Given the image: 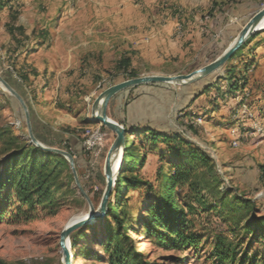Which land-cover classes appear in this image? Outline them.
Listing matches in <instances>:
<instances>
[{
	"label": "rangeland",
	"instance_id": "374dc122",
	"mask_svg": "<svg viewBox=\"0 0 264 264\" xmlns=\"http://www.w3.org/2000/svg\"><path fill=\"white\" fill-rule=\"evenodd\" d=\"M8 1L4 0L8 3L5 8L0 9L1 76L12 78L22 86L19 76H25L26 87L23 86V90L28 101V95H30L35 105L42 97L37 95L40 87L45 88L43 84L51 85L56 94L54 96L56 108L62 112L64 120H70L83 111L90 119V122H83L85 124L83 129L96 126L97 124L91 121L95 100L109 87L127 81L123 76L117 75L118 64L123 56H120V53L119 55L114 53L115 49L109 38L79 37L81 30H89L91 27V24L83 22L84 11L92 8L86 7L85 4L89 1L99 4L102 0ZM116 1L121 5L120 9L131 5L137 10L136 15L151 12L149 10L151 8L146 6L151 1L157 4V7L152 9V14L165 11L183 20L190 15L187 10L179 9L174 4L167 3L168 6L163 8V0H157V2L155 0ZM263 7L264 0H206L205 4L196 9L198 13L195 12L199 15L197 28H195V50L189 51L191 53L188 56L169 70L171 75H188L210 64L214 57L223 54L232 45L242 28ZM101 8L103 7L98 9L107 14L108 9ZM222 10L226 16H221ZM180 25L183 26L184 31V37L180 40L187 39L192 34L191 30L182 19ZM257 34L260 37L243 52L239 59L233 62L230 69V72L238 71L236 76L246 80L248 97L244 98V95L239 92L235 95L228 94V81L224 80L219 83V87L209 92V97L215 98V101H211L210 108H212L206 113L194 114L188 108L178 111L179 106H175L169 114V119L172 123L170 133L178 132L188 142L209 154L215 161L216 170L222 176L225 185L232 187L239 195L255 201L259 215L264 216V29ZM71 35L75 37L68 39ZM42 42L44 47L35 53L37 44ZM78 44H82L88 53L75 58L72 66L69 67L70 61L64 54V48ZM250 60L253 66L248 69L247 62ZM192 65L193 67L190 68ZM132 70L137 72L139 77L152 75L151 70L146 66H138L137 69L132 68ZM230 72L227 74L230 75ZM215 80L219 82L221 79ZM101 86L104 88L101 89ZM171 86L177 90L183 87ZM220 88H224V91ZM213 102L216 105H213ZM243 103L248 105L252 119L237 115ZM149 107L156 108L153 105ZM213 112L216 113L213 114ZM108 115L111 119L123 117L122 114H116L114 110H109ZM199 118L202 119V124L195 125V120ZM8 124L14 126L12 134L29 139L20 104L0 88V128ZM56 128L66 134L72 133V127L68 123ZM83 129L80 131L83 132ZM258 129L261 130L260 133L256 132ZM233 130L239 132L242 138L238 148L232 146L231 132ZM110 134L106 154L97 166V176L89 168L88 154L83 152L86 161L84 167L79 166L75 159L79 180L96 209L100 207L106 189V157L115 140V135L111 132ZM147 138L143 131L137 136L128 138L126 154L130 152L135 139L134 153L139 160L145 157L147 163L144 167H137L127 177L136 178L157 189L158 173L162 168L164 171L167 170L172 153L167 145L151 143ZM59 145L49 147L62 149L72 154L67 144ZM1 154L0 147V159ZM162 154L165 156L164 164L159 160ZM118 176L119 174L115 176L116 181ZM63 180L75 191L71 200L61 201L51 209L42 210L41 207H37L35 211L30 210L28 216L10 210L0 221V264H63L59 246L62 230L74 218H83L89 214V205L76 188L70 166L69 170L65 171ZM261 193L263 195L257 198ZM154 199L155 194L146 185L126 191L123 195V201L128 206L125 212L135 220L138 216L145 214L144 207L149 200ZM209 201L211 202L212 199L210 198ZM25 211H29L28 207H25ZM190 219L194 223V232L201 238H205L199 250L164 251L158 249L144 236L133 234L137 242V250L151 262L159 264H215L211 259L213 230L220 232L226 228L208 214L190 217ZM102 222L103 220L89 226L92 230L86 232V236L77 248V253H74L71 248L72 264H101L90 257L86 258L82 252L83 250L100 252L94 243V237L95 234L101 236L103 233ZM245 247H248V243ZM251 251L254 255L264 257V242L254 243Z\"/></svg>",
	"mask_w": 264,
	"mask_h": 264
},
{
	"label": "trees",
	"instance_id": "16d2710c",
	"mask_svg": "<svg viewBox=\"0 0 264 264\" xmlns=\"http://www.w3.org/2000/svg\"><path fill=\"white\" fill-rule=\"evenodd\" d=\"M8 2L0 0V9L5 8ZM259 37V34L251 37L219 70L226 71L225 78H220L219 82L206 87L195 100L219 87L223 80L228 81V94H243L248 86L246 80L236 76L238 71L230 72V69L233 62ZM43 45L44 42L37 44L38 47ZM221 55L214 57L213 61ZM247 64L248 69L253 66L251 60ZM118 65V76H123L125 80L139 77V74L132 70L130 58L123 57ZM229 72L230 75L227 74ZM19 77L25 86L26 77ZM4 79L27 103L34 134L40 141L35 132L34 116L23 86L12 78ZM102 88L104 86H101ZM220 90L222 91V88ZM13 129L14 126L10 124L0 128V221L10 210L28 216L30 210L35 211L37 207L42 210L51 209L61 201L71 200L75 193L63 180L65 171L69 170V163L65 158L33 146L30 139L12 134ZM126 130L131 133L127 135V140L141 133L138 127ZM143 132L151 143L167 145L172 153L168 168L166 171L163 168L159 171L157 189L136 178H128V174L147 163L145 157L139 160L134 153L135 139L133 140L130 152H125L124 166L119 171L109 200L108 213L102 222L103 233L101 236L95 234L94 237V243L100 252L83 250V255L101 264H159L151 262L137 250L133 234L144 236L164 251L199 250L205 238L194 232V223L190 217L208 214L226 228L220 232L213 230L211 259L215 264H264V257L254 255L251 251L254 243L264 242V216L259 215L255 201L239 195L232 187H227L216 170L213 158L188 142L178 132H160L153 126H148ZM159 160L164 164V154L159 156ZM141 185L148 186L155 194V199L148 201L143 209L144 215L133 220L125 212L128 206L123 201V195ZM25 207H28V212ZM89 230H92V227L81 228L71 235V248L74 253H77L78 246ZM99 238L101 240H98ZM247 243L248 247H245Z\"/></svg>",
	"mask_w": 264,
	"mask_h": 264
},
{
	"label": "crops",
	"instance_id": "0c3cea01",
	"mask_svg": "<svg viewBox=\"0 0 264 264\" xmlns=\"http://www.w3.org/2000/svg\"><path fill=\"white\" fill-rule=\"evenodd\" d=\"M155 1L157 2V0ZM167 3L187 10L190 15L183 20V18L169 15L165 11L152 14V9L157 7V4H153L152 1L146 5L147 8H151L149 9L151 12L147 11L146 14L137 15L135 14L137 10L131 5L120 9L121 5L116 0H102L99 4L89 1L85 6L92 8L84 11L83 22L91 24V27L89 30H81L79 37L83 39L109 38L113 49H115L114 53H118V55L120 53V56L130 58L133 69H137L138 66H146L149 67L152 75L172 76L169 70L188 56L191 53L189 51L195 50V28H197L199 19L196 9L205 4L206 0H163V8L168 6ZM98 6L107 8V14L99 10ZM220 14L226 16L224 13ZM181 19L187 23L192 33L184 40H180L181 38L177 36V27ZM74 37L75 35H71L68 39ZM42 47H38L35 53ZM84 49L82 44L64 48V54L70 61L69 67L72 66L75 58L88 53ZM213 75V77L209 76L194 84L183 86L179 90L168 84H150L125 90L111 100L108 112L114 110L116 114H122L121 119L119 117L112 118L126 129L138 127L139 131H144L148 126H153L157 127L160 132L170 133L172 123L169 114L175 106H179L178 111L188 108L194 114L206 113L212 108H210V103L215 101V98L209 97V93L197 100L194 99L206 87L215 84V79L225 78L226 71L216 72ZM43 86L45 88L40 87L37 94L42 95L41 99L37 100V105L28 95L37 137L47 146L67 144L79 166L84 167L86 161L83 155L82 137L79 138L82 133L80 130L85 125L83 122H90L89 117L81 111L72 119L64 120L62 112L56 108L54 102L56 94L52 90V86L48 84H43ZM44 93L45 95H43ZM149 105L156 106V108L149 107ZM213 105L216 103L213 102ZM215 113L213 112V114ZM64 123H68L72 127V133L66 134L56 128Z\"/></svg>",
	"mask_w": 264,
	"mask_h": 264
},
{
	"label": "water",
	"instance_id": "95a60500",
	"mask_svg": "<svg viewBox=\"0 0 264 264\" xmlns=\"http://www.w3.org/2000/svg\"><path fill=\"white\" fill-rule=\"evenodd\" d=\"M264 22V7L258 11L249 22L242 28L236 40L232 43V45L215 61L212 63L188 74V75H178V76H159V75H148L142 76L135 79H130L124 81L122 83L113 85L102 92L99 97L95 100L92 112H91V121L96 124H101L108 131L115 135V140L112 143L105 163V179H106V189L104 191L102 201L100 207L96 209L92 203L91 198L83 188L77 171L75 158L69 152L49 147L40 142L33 131V125L31 120V114L29 107L23 97L1 76L0 74V88L6 91L11 97L17 100L20 104L23 113L25 122L28 129L29 139L33 146L48 152L62 156L69 163L71 168L76 188L80 192V194L84 197L89 205V214H87L81 220L71 224L66 225L62 230L60 235V250L63 256V264H72V255H71V235L85 227H89L94 225L97 222L104 220L108 213L109 200L112 196L113 190L115 188L114 174H119V170H114V165L119 160V152L121 153V157L123 153L126 151V143H127V130L126 128L119 124L118 122L111 119L108 115V109L111 100L118 95L119 93L150 84H168V85H178V86H187L199 82L212 74L218 72L222 67H224L227 62L244 46V44L254 35L261 31L260 26ZM122 160H124L122 158Z\"/></svg>",
	"mask_w": 264,
	"mask_h": 264
},
{
	"label": "built area",
	"instance_id": "2783aa9c",
	"mask_svg": "<svg viewBox=\"0 0 264 264\" xmlns=\"http://www.w3.org/2000/svg\"><path fill=\"white\" fill-rule=\"evenodd\" d=\"M177 36L179 38L184 37L183 26L180 24L177 27ZM243 95L244 98L248 97L249 91L246 90L243 93ZM237 115L242 118H249V119L253 118L252 114L250 113V109L246 103H243L241 105ZM238 116H235V118H238ZM201 124H202L201 118L195 120V125H201ZM256 132L260 133L261 130L258 129ZM231 134L233 137L232 146L238 148L240 146V140L242 138L239 135V132L235 130H233ZM81 137H82L83 151L89 155V168L91 172H93L94 175L97 176V166L101 162L103 156L106 154L108 143L111 138V134L109 131L104 130L101 124H97L96 126L93 127L84 128ZM124 155L125 152L122 155L123 159H124ZM262 195H263L262 193L259 194L257 198L261 197Z\"/></svg>",
	"mask_w": 264,
	"mask_h": 264
},
{
	"label": "bare ground",
	"instance_id": "6f19581e",
	"mask_svg": "<svg viewBox=\"0 0 264 264\" xmlns=\"http://www.w3.org/2000/svg\"><path fill=\"white\" fill-rule=\"evenodd\" d=\"M260 29L261 30H263L264 29V22L261 24V26H260ZM118 157H119V160L116 162V164L114 165V170L115 171H117V170H119L120 171V169L124 166L123 164H124V161L122 160V157H121V153L119 152V155H118ZM115 174H114V179H115ZM84 218V217H83ZM82 218H80V217H76V218H74L73 220H71L70 222H69V225H71V224H73V223H75V222H77V221H79V220H81Z\"/></svg>",
	"mask_w": 264,
	"mask_h": 264
}]
</instances>
